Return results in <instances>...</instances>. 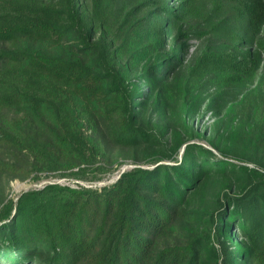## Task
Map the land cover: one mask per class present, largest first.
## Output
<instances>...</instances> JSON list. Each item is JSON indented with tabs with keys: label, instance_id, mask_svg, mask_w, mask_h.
Returning a JSON list of instances; mask_svg holds the SVG:
<instances>
[{
	"label": "trees",
	"instance_id": "obj_1",
	"mask_svg": "<svg viewBox=\"0 0 264 264\" xmlns=\"http://www.w3.org/2000/svg\"><path fill=\"white\" fill-rule=\"evenodd\" d=\"M118 5L0 0V176L82 178L114 164L113 148L154 164L100 187L0 193V264H264L260 62L234 44L187 65L192 0ZM244 13L261 25L264 0ZM207 97L218 154L192 141ZM212 179L224 185L215 207H192Z\"/></svg>",
	"mask_w": 264,
	"mask_h": 264
},
{
	"label": "rangeland",
	"instance_id": "obj_2",
	"mask_svg": "<svg viewBox=\"0 0 264 264\" xmlns=\"http://www.w3.org/2000/svg\"><path fill=\"white\" fill-rule=\"evenodd\" d=\"M138 1L140 0H119L118 9L122 11L124 6H133ZM177 1L168 0L170 4ZM246 2L248 0H192L190 12L183 20L184 26L193 29L195 32L193 38L189 41L190 50L187 65L208 47L213 49H230L234 44H240L242 48L250 49L254 57L260 62L259 74L261 75L264 72V49L259 47L260 41L264 40V23L259 26L249 23L248 17L244 13ZM178 30L179 26L174 31L177 32ZM214 92L212 90L210 94L213 95ZM210 99V97L206 98L204 106L195 116L189 119V123L196 131L203 135V137H195L192 141L218 154V150L209 143V138L214 134V128L219 117L209 107ZM183 151L184 146L179 150V158L182 156ZM112 154L113 160H117L114 164L107 165L106 171L91 169L82 178L76 177L70 171L46 172L37 176L32 175L25 180H10L8 176H0V193L5 198V202H8L10 200L17 201L19 195L25 191L40 189L53 182L75 187L80 185L100 187L104 184L112 183L119 177L121 172L131 169L136 165L154 166V164L148 162L136 163L134 155L129 151L113 148ZM233 161L238 164L257 167L252 162H243L235 159ZM223 189V182L212 179L204 191L193 194L191 206L194 208L204 206L205 209L211 211L215 207L218 194ZM236 192L237 187L234 185L231 194H235ZM195 227L201 230L202 225L197 222L195 223ZM218 248H220L219 245Z\"/></svg>",
	"mask_w": 264,
	"mask_h": 264
}]
</instances>
